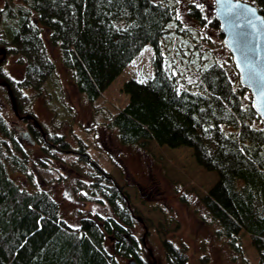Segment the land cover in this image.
Wrapping results in <instances>:
<instances>
[{
  "label": "trees",
  "instance_id": "16d2710c",
  "mask_svg": "<svg viewBox=\"0 0 264 264\" xmlns=\"http://www.w3.org/2000/svg\"><path fill=\"white\" fill-rule=\"evenodd\" d=\"M3 1L0 88H6L14 114L28 126L25 134L45 155L52 156V150L72 153L90 168L82 172L90 179L88 200L107 205L111 215L82 217L73 227L61 219L59 204L47 191L22 188L10 172L31 177V158L0 113V264H123L122 259L157 263L143 239L132 232L137 225L145 227L141 214L90 157L87 145L77 139L72 147L62 133L49 132L24 107L32 101L26 90L40 96L56 73L42 28L48 30L49 43L59 48L78 91L93 104L146 44L159 55L163 37L188 35L177 6L173 0ZM245 1L264 17V0ZM187 14L200 25L206 22L194 3ZM210 25L219 26L215 18ZM10 55L23 66L19 79L3 67ZM203 60L200 55L192 71L197 77L194 92L179 90L175 75L159 62L143 83L127 80L122 90L128 101L106 123L116 128L123 145L151 140L160 146L190 148L195 163L217 175L202 200L219 223V233L241 251L239 235L244 232L258 264H264V125L238 77L234 80L213 57H206L205 65ZM162 248L163 264H188L185 247L164 239Z\"/></svg>",
  "mask_w": 264,
  "mask_h": 264
},
{
  "label": "rangeland",
  "instance_id": "374dc122",
  "mask_svg": "<svg viewBox=\"0 0 264 264\" xmlns=\"http://www.w3.org/2000/svg\"><path fill=\"white\" fill-rule=\"evenodd\" d=\"M173 3L188 35L163 37L159 55L151 44H146L103 97L93 104L78 91L71 73L62 63L59 48L49 43L48 30L42 28L56 73L40 96L33 90H26L32 101L24 109L31 111L49 132L62 133L72 147L77 146L78 140L85 143L90 157L128 194L145 223V227H133L132 232L151 250L157 261L153 264L165 263L164 239L185 247L188 264H258L248 235L240 233L241 251H237L219 233V223L202 200L216 183L217 175L197 165L190 148L160 146L151 140L140 141L143 144L139 145H123L117 138L116 128L106 123L115 110L128 101L123 84L129 79L144 81L150 78L158 62L170 76L175 75L179 90L197 91V77L192 71L200 55L204 65L206 57H213L224 65L234 80L238 77L231 55L221 43L219 28L210 25L214 18V0H173ZM190 3L202 9L206 19L204 25L188 16ZM3 5L4 1L0 0V9ZM3 67L12 78L19 79L23 75V66L14 55L6 58ZM246 95L250 98L249 92ZM0 113L15 129L22 148L31 158L28 168L31 177L10 172L22 188L47 191L59 204L61 219L73 227L82 217L98 219L111 215L107 205L88 200L90 179L84 173L90 168L86 164L72 153L52 150L53 155L47 156L41 146L25 134L28 126L14 114L6 88H0ZM122 262L129 264L128 260L122 259Z\"/></svg>",
  "mask_w": 264,
  "mask_h": 264
},
{
  "label": "water",
  "instance_id": "95a60500",
  "mask_svg": "<svg viewBox=\"0 0 264 264\" xmlns=\"http://www.w3.org/2000/svg\"><path fill=\"white\" fill-rule=\"evenodd\" d=\"M214 18L219 24L221 43L229 51L238 73L239 84L249 91L252 108L264 125V17L248 1L214 0ZM129 264L137 263L130 260Z\"/></svg>",
  "mask_w": 264,
  "mask_h": 264
},
{
  "label": "flooded vegetation",
  "instance_id": "af4514ba",
  "mask_svg": "<svg viewBox=\"0 0 264 264\" xmlns=\"http://www.w3.org/2000/svg\"><path fill=\"white\" fill-rule=\"evenodd\" d=\"M1 51H3V50H1ZM0 59H3L4 58V56H5V53H4V55L2 54V52H0Z\"/></svg>",
  "mask_w": 264,
  "mask_h": 264
},
{
  "label": "snow or ice",
  "instance_id": "6c2138e0",
  "mask_svg": "<svg viewBox=\"0 0 264 264\" xmlns=\"http://www.w3.org/2000/svg\"><path fill=\"white\" fill-rule=\"evenodd\" d=\"M141 83H143V81H141Z\"/></svg>",
  "mask_w": 264,
  "mask_h": 264
}]
</instances>
